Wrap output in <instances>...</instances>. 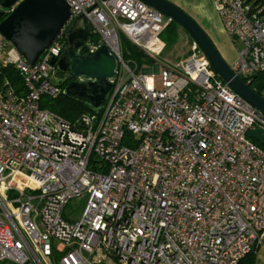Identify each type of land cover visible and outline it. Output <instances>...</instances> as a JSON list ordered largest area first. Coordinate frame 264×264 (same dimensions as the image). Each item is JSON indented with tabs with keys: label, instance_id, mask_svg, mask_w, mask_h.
I'll use <instances>...</instances> for the list:
<instances>
[{
	"label": "built area",
	"instance_id": "2783aa9c",
	"mask_svg": "<svg viewBox=\"0 0 264 264\" xmlns=\"http://www.w3.org/2000/svg\"><path fill=\"white\" fill-rule=\"evenodd\" d=\"M64 1L67 25L82 15L115 58V78L100 110L64 120L39 105L62 90V37L28 64L0 36V264H237L258 249L264 148L246 133L264 116L192 40L185 58L161 59L172 19L144 2ZM211 1L248 83L264 71L262 6ZM121 35L149 61L125 57Z\"/></svg>",
	"mask_w": 264,
	"mask_h": 264
},
{
	"label": "water",
	"instance_id": "95a60500",
	"mask_svg": "<svg viewBox=\"0 0 264 264\" xmlns=\"http://www.w3.org/2000/svg\"><path fill=\"white\" fill-rule=\"evenodd\" d=\"M140 1L170 17L186 31L206 57L215 75L264 116V98L233 72L207 33L191 16L169 0ZM7 8L11 10L0 20V36L28 64H33L60 35L63 39L61 54L51 63L58 73L69 71L73 78L63 88V95L93 112L100 110L111 92L117 62L101 40L92 43V31L85 18L77 15L67 25L70 10L64 0H0V16ZM83 48L87 49L86 54H80ZM246 135L264 145V130L251 128Z\"/></svg>",
	"mask_w": 264,
	"mask_h": 264
},
{
	"label": "trees",
	"instance_id": "16d2710c",
	"mask_svg": "<svg viewBox=\"0 0 264 264\" xmlns=\"http://www.w3.org/2000/svg\"><path fill=\"white\" fill-rule=\"evenodd\" d=\"M247 1L251 2L252 5L262 6V11L264 13V0H247ZM6 15L7 12L4 11L0 16V20ZM180 28L181 27L175 21L171 20V22L161 32L160 37L165 42V47L169 43H173L177 40L180 33L179 31ZM120 40L125 57H132L136 61H149L143 55V53L140 50L136 49L123 35L120 36ZM189 40L192 39L189 37ZM97 41L98 38L97 36H95L93 39V44H96ZM2 72L10 78L11 82L15 86H17L18 89H20L21 87L20 77L14 70L5 67L2 69ZM69 81H70L69 79L65 78L64 81L61 82L62 90ZM247 84L253 91H255L260 96H263L264 71L254 74ZM62 90L57 95L52 97L41 96L39 101L40 107L60 116L61 118L67 121L74 120L77 116H79L82 113L93 112L86 106L64 96ZM258 145L264 148V145H261L259 143ZM256 253H257V249L256 248L252 249L242 259H240L237 264H255Z\"/></svg>",
	"mask_w": 264,
	"mask_h": 264
},
{
	"label": "crops",
	"instance_id": "0c3cea01",
	"mask_svg": "<svg viewBox=\"0 0 264 264\" xmlns=\"http://www.w3.org/2000/svg\"><path fill=\"white\" fill-rule=\"evenodd\" d=\"M187 12L207 33L222 58L231 64L236 58V43L224 32L219 18L216 17L211 0H169ZM211 18L215 29L208 26L207 20ZM207 23V24H206Z\"/></svg>",
	"mask_w": 264,
	"mask_h": 264
},
{
	"label": "rangeland",
	"instance_id": "374dc122",
	"mask_svg": "<svg viewBox=\"0 0 264 264\" xmlns=\"http://www.w3.org/2000/svg\"><path fill=\"white\" fill-rule=\"evenodd\" d=\"M215 15L217 17V14H215ZM217 19H218V17H217ZM207 23H208V26L215 29V26L213 24V20L211 18H208ZM200 27H202V26H200ZM179 31H180L181 35L179 33L177 40L173 43H169L165 47L162 54L160 55L161 59L166 60L168 62H171L172 64H174V63L178 62L179 60L185 58L190 52L191 40H189V36H188L187 32L184 31L182 28H180ZM65 78H66V76L64 74L57 73L54 81L55 82H63ZM156 85H159L158 81L156 82ZM263 96H264V93H263ZM82 207H83V203H81L80 205H77L76 198H72L67 203V205L65 206L64 214L70 213L74 216V219H76L78 217V215L80 214ZM255 264H264V237H263L262 245L257 249Z\"/></svg>",
	"mask_w": 264,
	"mask_h": 264
},
{
	"label": "flooded vegetation",
	"instance_id": "af4514ba",
	"mask_svg": "<svg viewBox=\"0 0 264 264\" xmlns=\"http://www.w3.org/2000/svg\"><path fill=\"white\" fill-rule=\"evenodd\" d=\"M95 35L92 33V43H93V39H94ZM87 53V49L86 48H83L80 52V54H86ZM67 79L71 80L73 79L70 75V72L69 71H66L63 73Z\"/></svg>",
	"mask_w": 264,
	"mask_h": 264
}]
</instances>
